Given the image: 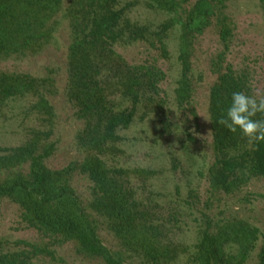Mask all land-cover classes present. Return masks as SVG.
<instances>
[{"label":"trees","instance_id":"1","mask_svg":"<svg viewBox=\"0 0 264 264\" xmlns=\"http://www.w3.org/2000/svg\"><path fill=\"white\" fill-rule=\"evenodd\" d=\"M142 1L148 9L171 16L155 34L164 55L163 37L175 25L180 27L181 72L176 100L184 105L191 99L193 90L192 40L210 26L209 18L215 14L213 1L221 4L223 0H200L189 12L182 9L179 0ZM261 2L264 4V0ZM133 5L121 6V0H68L65 9L64 18L70 28L68 98L77 108V118L84 123L77 135L79 147L86 152L84 159L61 170L49 169L45 163L52 156L55 144L48 142L50 132L47 131H32V137L25 144L0 149V200L8 199L16 204L28 227L56 241L74 242L81 252L105 264L121 263L103 245L88 210L104 218L122 243L140 249L155 264L170 260L172 253L157 246L150 237L153 227L149 225V215L125 185L126 171L109 169L101 159L113 152L120 140L117 130L129 127L138 107L147 110L145 116L149 111H163L164 100L158 97L159 85L166 78L164 72L154 65H129L115 50L117 45L149 42L154 35L147 27L129 19ZM61 9L62 0H0V59L40 52L53 38ZM218 25L220 38L226 44L230 31L226 24L218 22ZM223 56L219 55L214 65L218 77L210 92L215 161L208 173L213 190L230 194L244 177H264V142L249 143L238 133H229L216 123L233 92L251 95L245 77L237 75L231 66L225 67L222 73ZM49 83L47 78L1 72L0 116L8 101L32 97L30 111L51 127L54 111L44 95ZM116 92L129 100L131 107L118 108L111 99ZM256 118H264V114H257ZM133 173L142 174L141 171ZM75 174L85 176L92 185L86 205L71 186ZM257 232L238 224L226 226L217 234L204 231L195 246L193 261L220 264L223 243L232 241L238 245L234 264H243L254 248ZM18 244L26 245L30 251L0 249V264H33V259L41 255L54 258L47 248ZM259 264H264V243Z\"/></svg>","mask_w":264,"mask_h":264},{"label":"rangeland","instance_id":"2","mask_svg":"<svg viewBox=\"0 0 264 264\" xmlns=\"http://www.w3.org/2000/svg\"><path fill=\"white\" fill-rule=\"evenodd\" d=\"M198 1L179 0L187 12ZM125 3H134L129 19L154 35L149 42L117 45L115 50L129 65H154L164 72L166 78L159 85L158 97L164 100L163 111H149L145 116L147 110L138 107L129 127L117 130L120 140L113 152L101 159L109 169L126 171L125 185L149 215L148 222L153 227L150 237L157 246L172 252L170 260H160L161 264H195L193 254L201 233L217 234L235 224L258 231L254 248L243 264H259L264 243V177L246 176L230 194L211 188L208 170L215 156L209 103L218 77L214 65L221 54L222 73L231 66L237 75L245 77L251 96H264V4L261 0H223L221 4L213 1L215 14L209 18L210 26L196 35L190 49L192 96L188 103L179 105L176 89L181 72L180 27L175 25L163 37L164 55L155 34L171 16L148 9L142 0H121V6ZM67 7L68 0H62L53 38L40 52L0 59V73L49 79L51 83L44 95L54 111L53 125L49 127L41 116L30 111L34 98L8 101L0 116V149L25 144L32 131L50 132L48 142L55 144V150L45 164L52 170H61L86 156L77 141L84 123L77 118V108L68 98L70 28L64 18ZM218 22L226 24L230 31L226 44L220 38ZM111 99L118 108L131 107V102L118 92ZM71 186L86 205L92 187L89 180L75 174ZM88 213L103 245L121 264H155L140 249L116 238L104 218L89 210ZM21 242L53 252L54 258L37 256L33 264H105L81 252L74 242L56 241L28 227L20 208L1 199L0 249L30 251L26 245L18 244ZM237 255V244L223 243L220 264L236 263Z\"/></svg>","mask_w":264,"mask_h":264},{"label":"clouds","instance_id":"3","mask_svg":"<svg viewBox=\"0 0 264 264\" xmlns=\"http://www.w3.org/2000/svg\"><path fill=\"white\" fill-rule=\"evenodd\" d=\"M257 114H264V96L236 91L216 123L229 133H238L249 143H260L264 142V118L257 119Z\"/></svg>","mask_w":264,"mask_h":264}]
</instances>
